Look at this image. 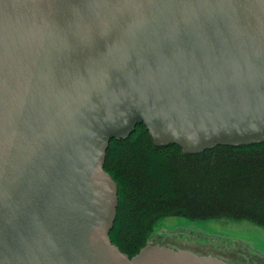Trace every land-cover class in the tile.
<instances>
[{
    "label": "water",
    "instance_id": "1",
    "mask_svg": "<svg viewBox=\"0 0 264 264\" xmlns=\"http://www.w3.org/2000/svg\"><path fill=\"white\" fill-rule=\"evenodd\" d=\"M264 144V0H0V264H230L112 244V140Z\"/></svg>",
    "mask_w": 264,
    "mask_h": 264
},
{
    "label": "trees",
    "instance_id": "2",
    "mask_svg": "<svg viewBox=\"0 0 264 264\" xmlns=\"http://www.w3.org/2000/svg\"><path fill=\"white\" fill-rule=\"evenodd\" d=\"M104 171L118 188L109 238L129 258L170 217L249 222L264 228V144L216 146L199 154L157 147L143 125L109 143Z\"/></svg>",
    "mask_w": 264,
    "mask_h": 264
},
{
    "label": "rangeland",
    "instance_id": "3",
    "mask_svg": "<svg viewBox=\"0 0 264 264\" xmlns=\"http://www.w3.org/2000/svg\"><path fill=\"white\" fill-rule=\"evenodd\" d=\"M148 244L214 256L230 264H264V228L244 221L165 218L154 226Z\"/></svg>",
    "mask_w": 264,
    "mask_h": 264
}]
</instances>
